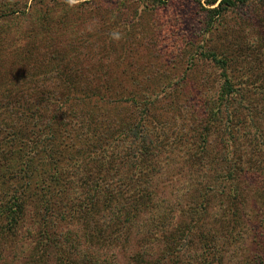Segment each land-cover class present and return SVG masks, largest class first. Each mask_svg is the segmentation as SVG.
<instances>
[{"label":"rangeland","instance_id":"obj_1","mask_svg":"<svg viewBox=\"0 0 264 264\" xmlns=\"http://www.w3.org/2000/svg\"><path fill=\"white\" fill-rule=\"evenodd\" d=\"M205 1L82 0L69 6L67 0H0V200L26 182L18 176L10 178L6 171L19 164L24 141L28 136L34 137L30 133L32 125L46 117L44 104L48 95L53 105L63 104L82 113L89 108L92 95L98 99L97 105L114 104L122 107L120 112L142 115V106L162 87H175L171 101L156 103L159 111L168 113L162 118L166 122L164 134L176 143L174 154L172 148L160 153L163 162L159 167L165 170L163 175L158 174L168 185L165 189H152L153 203L158 209L165 208L169 202L175 205L172 217L176 224L183 217L181 211L189 209V203L196 205L190 194L204 188L209 196L200 207L205 213L195 218L198 222L192 232L197 235L194 243H198V232L211 231V235L217 236L216 246L221 249V264H255L257 259L256 264H264V175L258 170L264 167V151L254 154L262 153L261 157H254V162H260L253 168L255 172L245 170L248 164L235 166L241 177L236 176L230 185L236 183L238 191H231L229 183L225 189L217 185L221 181L215 184L224 177L226 162L235 165L229 160L232 156L235 160V151L246 144L249 147V143H258L252 135L255 131L264 132V1L237 4L221 20L208 15L205 9L216 4ZM113 33H118V38ZM228 43L231 45L225 51L234 61L226 65L225 71L237 98L230 104H221L219 118L223 120L207 122L202 103L206 98L218 97L216 90L224 78L223 68L205 55L213 51L221 53L222 45ZM247 52L254 61L251 64L259 66V71L245 72L248 69L240 68L247 67L244 57ZM255 79L263 82L255 85ZM93 102L91 99L90 103ZM228 116L233 121V125L229 124L233 133L240 135L239 147L221 141L219 148L217 139L222 135L228 139L231 132L220 122ZM253 121L257 127H251ZM205 127L210 133L205 132L208 135L202 143L199 136ZM180 131L183 133L179 134ZM39 176L34 178L38 182ZM34 197L30 205L38 203ZM60 202L69 209L78 200L69 196ZM30 205L25 217L29 223L23 233L14 239H0V264L55 261L53 255L44 261L33 258L35 241H30L29 236L39 229L42 213L38 214L32 230ZM99 206L104 207L102 201ZM230 207L237 208L239 213L233 215ZM101 218L94 215L87 226L80 218L68 220L64 231L80 232L82 236L85 227L93 226ZM143 227L137 225L124 234L130 242L141 239L145 236ZM198 245H190V252L194 249L199 252L196 248L202 245ZM106 249L101 245L99 251L106 253ZM182 250L180 260L187 261V250ZM110 251L118 257L121 250ZM161 251L154 246L151 255L158 256ZM77 256L78 253L73 254Z\"/></svg>","mask_w":264,"mask_h":264},{"label":"trees","instance_id":"obj_2","mask_svg":"<svg viewBox=\"0 0 264 264\" xmlns=\"http://www.w3.org/2000/svg\"><path fill=\"white\" fill-rule=\"evenodd\" d=\"M246 1L206 0L207 4L216 5L205 10L210 17L221 20L222 15L230 8L244 4ZM230 45L223 44L224 49L219 54L213 51L205 55L223 68L224 78L222 86L216 90L218 97L206 98L202 103L201 110L206 113L207 122L215 123L219 118L221 104L224 102L230 104L237 98L233 94L235 87H232L225 71L226 65L234 61L232 55H227L225 51ZM247 54L248 52L244 54L248 61L247 67L240 66V68L248 69L245 72L259 71L260 67L252 65L254 61L252 62ZM256 81L253 84L263 82L261 79ZM259 90L262 92V89ZM175 94V87H162L154 94L151 101L142 106V115L120 112L122 107L114 104L97 105L98 99L96 96L92 98V95L88 101L89 108L82 113L63 104L53 105L54 101H51L52 97L48 95L44 104L46 117L43 122L38 120L30 128V133L34 137L28 136L24 141L19 152L21 157L19 164L6 169V175L10 178L18 176V179L22 178L26 182L14 187L10 194L4 195L0 200V239L5 240L9 237L14 239L15 236L18 237V234L23 233L24 226L29 223V219L25 217L34 195L35 200L39 201L30 205L32 230L35 220H38V214L42 213L39 229L29 236L30 241H35L33 258L36 261L37 259L44 261L53 255L55 261L52 264H183L184 262L185 264H221V249L216 246L217 236L211 235V231L198 232V243L193 241L197 235L192 232L198 222L199 214L202 216L206 211L204 208L201 210L200 207L209 196L207 190L201 187L190 194L194 200L193 204L196 205L189 203V209L180 213L184 218L177 217L176 224L174 216L172 217V211L176 210L175 205L173 207L169 202L165 208L158 209L153 203L155 195L152 189L157 187L165 189L168 185V182L165 184L162 180L164 177L160 176L165 170V168L160 169V164L163 162L159 159L160 153L166 148H172L171 154H174L176 143L172 137L164 134L166 122L162 121V118L168 113L164 110L159 111L160 107L156 106V103L171 101L170 98ZM91 99L95 101L94 104L90 103ZM35 109H38V106ZM219 120L223 119L219 118ZM220 122L223 123L225 130L231 132L228 139H223L227 135L217 139L219 148L222 147H220L221 141L227 146L231 143L239 147L237 141L240 140V135L233 133L231 129L232 118L228 116L225 121ZM250 124L252 128L257 127L254 121ZM252 128L249 130L251 131ZM190 129L193 132L194 128ZM206 131L210 133L208 127L200 133L202 143H205L203 138L208 135L205 134ZM256 132L252 136L260 143H249V147L246 144L243 149H237L236 153L234 152L235 160L233 156L229 159L235 165L226 162L222 171L224 177L216 180L213 176L216 180L215 184L221 181V184H217L220 188L225 189L229 183L231 191H238L236 183H233L232 187L230 185L236 176L241 177L239 169L235 168L237 163L248 164L245 170L256 171L253 168L260 162H254L256 156L254 154L257 151H264L260 150V147L264 148V132L257 134ZM182 133L180 131L179 134ZM259 154L257 156L261 157L262 153ZM200 162L202 161L199 160ZM258 170L264 175V167ZM159 172L161 174H158ZM38 175L40 182L34 179ZM1 178L2 176L0 180ZM160 178L163 184L162 181L159 182ZM257 192L259 193V189ZM69 196L78 200V203H74L68 209L60 200ZM99 201L103 202L104 207L99 206ZM57 202H60L59 205H56ZM229 209L233 215L239 213L237 208ZM89 212L93 215H89ZM111 214H114L113 217ZM82 215L88 216L81 217ZM94 215L102 216L101 220L94 222L93 226L85 227L82 236L80 232L64 231L68 220L80 218L84 226H87ZM137 217L141 221H138ZM137 225L145 226L142 229L145 236L141 234V239H133L130 242L126 238L128 235L124 233L133 231ZM85 235L87 239L84 238ZM200 243L202 246L196 248L200 250L199 252L195 249L190 252V245L197 247ZM101 245L107 247L106 253L99 251ZM154 246L162 250L158 256L151 255ZM113 248L121 250L118 257L113 256L114 253L110 251ZM182 249L187 250V261L180 260L179 253L183 251ZM126 251H129L128 255ZM74 253H78L76 258L73 257ZM121 260H124V263ZM257 261L258 259L255 264Z\"/></svg>","mask_w":264,"mask_h":264},{"label":"clouds","instance_id":"obj_3","mask_svg":"<svg viewBox=\"0 0 264 264\" xmlns=\"http://www.w3.org/2000/svg\"><path fill=\"white\" fill-rule=\"evenodd\" d=\"M82 2V0H67V3H68V5L69 6H75V5H77V4H79V3H81ZM113 35L116 37V38H118V33H113Z\"/></svg>","mask_w":264,"mask_h":264}]
</instances>
